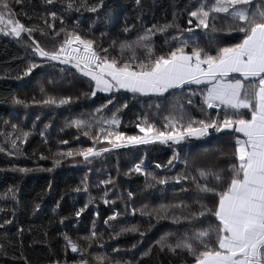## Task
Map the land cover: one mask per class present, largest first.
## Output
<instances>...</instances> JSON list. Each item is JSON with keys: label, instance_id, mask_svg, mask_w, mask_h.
<instances>
[{"label": "trees", "instance_id": "16d2710c", "mask_svg": "<svg viewBox=\"0 0 264 264\" xmlns=\"http://www.w3.org/2000/svg\"><path fill=\"white\" fill-rule=\"evenodd\" d=\"M99 2L100 0H86L89 6ZM9 3L14 13L10 18L19 20L26 27L38 24L45 28L47 35L41 36L39 32L33 34L45 50H55L63 42L64 34L53 36V32L63 26L69 31L78 32L84 39L94 40L98 48H109L110 56L118 57V49L109 47L112 41H116L118 45L120 41L135 39L153 24L172 22L174 12L177 13L175 23L180 29L190 27L188 12L197 6L198 0H141L140 5L135 0H103V5L96 12L81 7L79 12L73 9L67 13L63 0H54L53 5H45L44 0H20L19 3L9 0ZM79 3L80 0H77V4ZM51 11H55L58 17L63 16V25L59 19L53 22L47 17V13ZM41 15L48 18L49 23H54V29L45 27L40 20ZM227 23L230 21L223 14L216 19L218 29L224 28ZM125 27H129L130 31L125 33ZM191 27L194 28L199 46L213 55V35L221 46H228L240 39L236 33L218 31L209 34L208 30L195 29V18ZM175 35V28L168 29L166 34L158 33L154 37L156 54L167 55L170 48L164 41ZM22 37L23 39H16L0 33V147L5 149L0 152V209H3L0 211V245H3L0 264H51L54 260L67 261L68 264L81 260L86 264H116L117 261L120 264L124 261H132L133 264H194V258L186 251L178 249L175 254L167 248L161 251L156 242L165 234H170L168 242L175 245L183 239L185 233L191 236L195 228L218 223L214 217L209 215L198 220L181 218L175 221L141 214L145 205L151 210L161 204L180 202H184L189 208L172 210L176 217L198 211L196 201L201 197L194 185L172 180L161 185L151 181V177H146L143 173L129 170L141 161L143 171L157 177H174L178 173L195 175L197 169H226L230 162H235L229 160L234 150L235 136L210 131L206 137L191 138L179 145L156 143L116 149L91 159V162H84L82 156L76 155L62 160L59 166L53 168L54 153L66 152L69 148L75 150L93 147L92 140L84 136L83 132L89 131L91 137L98 132L95 125L91 130H78L74 126L66 127V122L77 117L88 119L96 108L106 104L109 99L113 102L107 105L103 115L110 117L112 112L126 103L127 107L117 113L121 121L118 130L131 136L141 135L135 127L137 117L147 116L150 122L162 129L163 117L170 114L171 106L177 102L184 103L191 115L198 119L204 118L197 110L201 105V98L198 94L189 95L186 89L174 93L170 90V93L159 97L133 95L124 90L114 96L97 92L95 97H83L81 93H90L92 90L88 78L80 76L70 65L45 62L34 56L28 47L31 40L27 34ZM174 46L173 44L172 47ZM190 50L191 47L186 49ZM137 56L142 57L143 53L138 50ZM29 62L40 63L41 67L29 76H23ZM17 76L22 78L17 79ZM41 87L48 95L71 96L74 102L60 107L32 103L34 99L39 101L46 98L40 92ZM13 95L26 101L27 106L12 103ZM189 99L193 102L192 107L187 106ZM209 111L212 116L216 115V110ZM220 111L223 116V111ZM244 118H250V114L245 112ZM4 121L9 123L5 124ZM12 124H16L18 130L30 133L25 142L17 141L19 153L16 155L7 154L12 150L11 139L19 134V131H13ZM60 141H67V144H60ZM95 147L109 145L102 142ZM174 152L178 154V159L168 164ZM221 152L226 155H221ZM41 154L48 158L40 159ZM158 164L161 165L160 168L156 167ZM14 167L45 170L20 173L11 170ZM85 177L87 191L81 185ZM109 177L113 181L111 184L102 183ZM77 187L81 188L79 192L74 191ZM10 189L15 192V198ZM128 193L133 195L130 197ZM90 197L93 202L76 217L75 212L84 207ZM102 197L108 199L109 203L105 204ZM36 203L40 204V208L34 211ZM204 203L214 209L217 198L210 196ZM132 209L137 210L135 214ZM113 212L119 215L109 220ZM61 219L63 223L60 222ZM133 225L138 227L137 232L115 235L121 228ZM21 228L23 233L18 235L17 230ZM93 230L97 236L89 246V241L84 237L90 236ZM141 232L144 233L143 236L140 235ZM65 233L78 244L82 252L73 253L70 248L65 251ZM148 249H151L150 255L143 256ZM97 254L106 259H95Z\"/></svg>", "mask_w": 264, "mask_h": 264}, {"label": "snow or ice", "instance_id": "6c2138e0", "mask_svg": "<svg viewBox=\"0 0 264 264\" xmlns=\"http://www.w3.org/2000/svg\"><path fill=\"white\" fill-rule=\"evenodd\" d=\"M19 3L20 0H15ZM45 5H53L54 0H44ZM65 13L71 10L79 12L80 8H86L96 12L103 5V0L94 6H89L86 0H63ZM140 5L141 0H135ZM254 5V7H253ZM223 14L230 21L224 28L216 27L217 17ZM14 15L9 0H0V33L10 35L17 39H23L22 34H27L31 40L28 47L34 56L42 58L45 62H58L59 65H70L71 69L80 76L88 78L92 87L90 93H81L83 97H95L97 92L113 94V96L124 90L133 95H155L164 96L166 93H174L177 90H187L189 95L201 98V105L197 109L204 117L198 119L191 115L184 103H174L169 115L163 117L162 129L150 122L147 116L137 117L135 127L141 135L126 136L118 130L121 123L117 113L127 104L121 105L111 116H104L103 112L108 104L113 101L109 99L106 104L100 105L89 115L88 119L73 118L66 122V127L91 128L98 127L97 135L90 136L89 131L83 135L92 140L93 147L69 148L66 152L57 151L53 154V168L59 166L62 160L76 155L82 156L84 162L121 148H135L141 145H179L181 142L191 138H203L210 131L234 135V150L229 157L230 162L226 169L216 171L197 169L196 174L178 173L174 177H157L155 174L146 173L142 168V161L134 165L137 173H143L151 177V181L164 185L172 180L176 183L190 182L200 195L196 201L198 211L190 212L184 217H176L172 210L189 208L184 202L177 204H161L151 210L147 205L143 206L142 215L150 218L155 215L157 219L171 218L175 221L183 219L198 220L201 217L212 216L218 223L209 224L207 227L195 228L192 235L184 234L183 239L175 245L168 242L170 234H165L156 243L161 251L165 248L173 254L179 249L186 251L194 258V264H264V0H198L197 6L188 12V24L190 27L180 29L175 23L177 13H173L172 22L163 25L153 24L150 28L143 30L133 40H123L117 45L112 41L110 48L118 49L119 56L112 57L109 48L97 47L96 42L84 39L78 32L69 31L61 27L53 32V36L64 34L63 42L52 51L45 50L34 38V33L39 32L41 36L47 35L44 27L38 24L26 27L19 20L12 19ZM54 22L57 19L64 23L63 16L57 15L55 11L47 13ZM193 18H195V29L208 30L209 34L223 31L228 34L236 33L240 39L228 46H221L219 42L213 41L211 46L215 51L201 48L195 39ZM40 20L48 29H54V23L41 15ZM175 28L177 35L165 39L164 43L170 48L167 55L156 54L154 37L166 34L168 29ZM125 33L130 31L129 27L123 29ZM175 45L172 47V45ZM191 47L190 51H186ZM143 53L137 56V51ZM41 67L40 63L29 62L22 75L29 76L35 69ZM63 71V69H62ZM21 79V76H17ZM195 86V87H194ZM40 92L46 97L39 101L35 99L32 103L45 106H65L74 102L73 97H56L48 95L41 87ZM76 99H79L77 97ZM11 101L17 105L27 106V102L13 95ZM187 106L192 107L191 99ZM209 110H216L212 116ZM223 116H221V111ZM250 114V118H244V113ZM5 124L9 123L4 121ZM47 128L48 125H45ZM13 131L19 134L11 139V149L8 155L19 153V145L25 142L30 135L28 131L18 130L16 124H12ZM110 129H117L111 131ZM41 132V136H43ZM46 142V139H45ZM107 142L109 147L96 148L95 145ZM67 144V141H60ZM0 147V152L4 151ZM221 155H226L221 152ZM40 159L48 157L40 155ZM178 159V154L173 153V158L168 161L172 164ZM187 166V162H185ZM160 168L161 165H156ZM13 171L28 173L30 171L45 169L13 168ZM51 171V169H47ZM227 172V176H225ZM112 178L103 181L105 185L111 184ZM210 184L212 186H210ZM84 191L88 189L87 178L81 181ZM80 187L74 189L79 192ZM9 191H12L11 189ZM13 198L15 192L12 191ZM131 197L133 194L128 193ZM107 196L105 192L104 197ZM216 197L217 203L209 208L204 201L209 197ZM102 197L103 202L108 204V199ZM90 197L84 207L75 212L79 217L82 212L92 203ZM40 208V204L34 205V211ZM3 211V209H0ZM137 210L132 209L133 214ZM119 213L113 212L109 220L115 219ZM63 223V219L60 221ZM10 223V221H5ZM107 224L108 221L106 220ZM138 227L121 228L116 232L120 236L124 232H137ZM23 229H18L17 234H22ZM144 235L143 232L140 233ZM97 236L93 230L86 241H93ZM65 251L70 248L73 253L82 252L78 244L66 233L63 234ZM213 242L215 246H213ZM22 243V241H21ZM135 247V245H133ZM151 249L142 255L149 256ZM3 253V245H0V254ZM97 260L105 257L97 254ZM27 264V262H26ZM51 264H68L67 261L54 260ZM74 264H86L84 260ZM116 264H120L119 261ZM123 264H133L132 261H124Z\"/></svg>", "mask_w": 264, "mask_h": 264}, {"label": "rangeland", "instance_id": "374dc122", "mask_svg": "<svg viewBox=\"0 0 264 264\" xmlns=\"http://www.w3.org/2000/svg\"><path fill=\"white\" fill-rule=\"evenodd\" d=\"M99 93H102V92H99Z\"/></svg>", "mask_w": 264, "mask_h": 264}, {"label": "water", "instance_id": "95a60500", "mask_svg": "<svg viewBox=\"0 0 264 264\" xmlns=\"http://www.w3.org/2000/svg\"><path fill=\"white\" fill-rule=\"evenodd\" d=\"M23 35V34H22ZM17 39V38H16Z\"/></svg>", "mask_w": 264, "mask_h": 264}]
</instances>
